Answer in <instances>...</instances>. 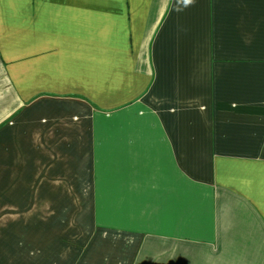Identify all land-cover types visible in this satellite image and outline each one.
Listing matches in <instances>:
<instances>
[{
    "label": "crops",
    "instance_id": "0c3cea01",
    "mask_svg": "<svg viewBox=\"0 0 264 264\" xmlns=\"http://www.w3.org/2000/svg\"><path fill=\"white\" fill-rule=\"evenodd\" d=\"M0 264H264V0H0Z\"/></svg>",
    "mask_w": 264,
    "mask_h": 264
},
{
    "label": "rangeland",
    "instance_id": "374dc122",
    "mask_svg": "<svg viewBox=\"0 0 264 264\" xmlns=\"http://www.w3.org/2000/svg\"><path fill=\"white\" fill-rule=\"evenodd\" d=\"M16 231V230H15ZM19 231V232H18ZM16 232H18L17 233V236H22V230L20 229V230H17Z\"/></svg>",
    "mask_w": 264,
    "mask_h": 264
}]
</instances>
